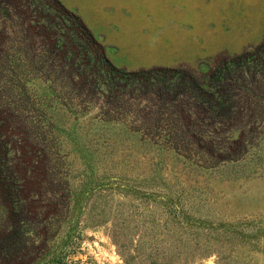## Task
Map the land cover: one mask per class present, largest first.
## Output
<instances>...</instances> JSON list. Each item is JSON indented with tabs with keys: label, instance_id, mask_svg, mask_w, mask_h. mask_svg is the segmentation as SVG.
I'll return each mask as SVG.
<instances>
[{
	"label": "rangeland",
	"instance_id": "1",
	"mask_svg": "<svg viewBox=\"0 0 264 264\" xmlns=\"http://www.w3.org/2000/svg\"><path fill=\"white\" fill-rule=\"evenodd\" d=\"M18 1L0 0V152L14 188L24 174L38 207L69 210L47 222L68 264H264V72L211 119L142 92L101 97L48 47L75 16L113 66L203 82L263 41L264 0Z\"/></svg>",
	"mask_w": 264,
	"mask_h": 264
},
{
	"label": "trees",
	"instance_id": "2",
	"mask_svg": "<svg viewBox=\"0 0 264 264\" xmlns=\"http://www.w3.org/2000/svg\"><path fill=\"white\" fill-rule=\"evenodd\" d=\"M4 1L14 8L20 4L18 0ZM34 7L39 9V15L44 18L42 21L51 25L52 19L47 14L49 6L37 1ZM74 18L77 27L73 29L75 35L70 34L71 38L65 36L59 41H53L50 40L53 33L48 35L50 54L58 56L57 52L61 49L59 55L63 58L66 56L69 67L77 62L76 71L80 73L78 77L81 85L94 84L100 90L101 97L110 95L117 101L123 96L142 92L153 96L158 102L175 107L191 105L197 112L217 119L221 113L223 116L230 110L231 102L227 99V92L232 86L250 85L247 79H251L256 71L264 72V39L208 73L203 82L182 69L153 68L128 72L113 66L105 56L103 47L81 19ZM0 154V194L5 204L0 214L4 221L0 225V264H68L63 254V246L68 237L63 245L55 247L53 239L59 233V228L47 222L62 218L66 220L69 218V210H55L51 202L38 207L28 192L29 186L23 172L20 184L14 188L7 168V156L2 152ZM66 200L70 203L69 196H66ZM42 222L46 224L40 226Z\"/></svg>",
	"mask_w": 264,
	"mask_h": 264
},
{
	"label": "crops",
	"instance_id": "3",
	"mask_svg": "<svg viewBox=\"0 0 264 264\" xmlns=\"http://www.w3.org/2000/svg\"><path fill=\"white\" fill-rule=\"evenodd\" d=\"M110 21V20H109ZM111 22H113V20H111ZM114 23V22H113ZM99 37L97 38L98 41H100L103 46L105 48H109V49H113L115 48V45H114V40L112 41H109L107 38H101L102 36L101 35H98Z\"/></svg>",
	"mask_w": 264,
	"mask_h": 264
}]
</instances>
